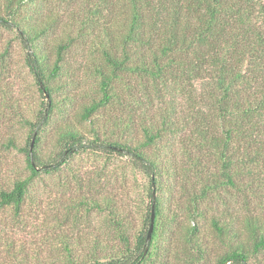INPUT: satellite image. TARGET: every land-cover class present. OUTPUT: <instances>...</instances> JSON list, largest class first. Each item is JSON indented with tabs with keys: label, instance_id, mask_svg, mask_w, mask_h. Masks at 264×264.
<instances>
[{
	"label": "trees",
	"instance_id": "1",
	"mask_svg": "<svg viewBox=\"0 0 264 264\" xmlns=\"http://www.w3.org/2000/svg\"><path fill=\"white\" fill-rule=\"evenodd\" d=\"M0 31V264H264V0H0Z\"/></svg>",
	"mask_w": 264,
	"mask_h": 264
},
{
	"label": "rangeland",
	"instance_id": "2",
	"mask_svg": "<svg viewBox=\"0 0 264 264\" xmlns=\"http://www.w3.org/2000/svg\"><path fill=\"white\" fill-rule=\"evenodd\" d=\"M0 35L3 37L2 41L0 42V47L4 45V39L8 40V38L10 37L9 34L7 33H3L2 31H0ZM13 56H14V61L16 63H19L20 61V53H19V49L17 46L14 47V51H13ZM80 157V158H79ZM79 157H76L75 158V165L76 167L78 168H83V169H92L95 165L99 164L98 161H92L91 158H89L87 155L83 154V155H80ZM12 159H10L11 161ZM17 160H18V168L19 169H23L24 167V164H23V159L19 156H17ZM115 165H117L119 162L118 161H114ZM44 181L45 183H50L48 181V177H44ZM43 185V183L41 181L37 182V186L34 187V190H39V188Z\"/></svg>",
	"mask_w": 264,
	"mask_h": 264
},
{
	"label": "water",
	"instance_id": "3",
	"mask_svg": "<svg viewBox=\"0 0 264 264\" xmlns=\"http://www.w3.org/2000/svg\"><path fill=\"white\" fill-rule=\"evenodd\" d=\"M153 221H154V210H153V207H152L150 226H149V230H148V234H147V240H149L150 237H151V232H152V228H153Z\"/></svg>",
	"mask_w": 264,
	"mask_h": 264
}]
</instances>
